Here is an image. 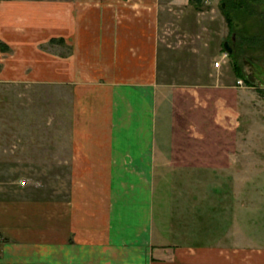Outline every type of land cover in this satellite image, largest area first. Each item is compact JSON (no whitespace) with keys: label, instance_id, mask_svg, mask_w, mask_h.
Instances as JSON below:
<instances>
[{"label":"crops","instance_id":"1","mask_svg":"<svg viewBox=\"0 0 264 264\" xmlns=\"http://www.w3.org/2000/svg\"><path fill=\"white\" fill-rule=\"evenodd\" d=\"M159 3L9 1L8 29L22 35L8 43L22 53L24 76L69 88L72 99L70 124L55 140L54 164L66 167L55 171L52 202L7 209L0 264H264V248L177 242L173 226L161 220L167 214L158 199L161 170L173 153L175 126L186 119L180 93L186 90L188 99L190 91L161 68ZM211 18V29L225 36V16ZM52 39L50 46L65 43L69 50L41 47ZM182 147L185 163H205V149L219 145Z\"/></svg>","mask_w":264,"mask_h":264},{"label":"rangeland","instance_id":"2","mask_svg":"<svg viewBox=\"0 0 264 264\" xmlns=\"http://www.w3.org/2000/svg\"><path fill=\"white\" fill-rule=\"evenodd\" d=\"M9 1L0 0L3 238L5 212L13 204L52 202L55 171L66 167L54 164L55 140L58 129L70 124L72 99L69 88L31 82L24 76L22 53L18 55L20 52H14L8 43V38L22 35L8 29ZM233 3L160 0L161 68H165L167 80L176 81L182 91L189 87L190 93L188 99L184 98L186 90L180 93L179 109L187 120L182 117L183 123L172 133L175 146L170 162L161 170L164 178L159 181L158 199L167 212H162L161 220L173 226L175 241L260 250L264 248V0L250 4L248 10L234 9ZM226 10L231 21L230 25L224 22L229 30L221 37L211 29L214 21L210 17L213 12L225 16ZM203 13L208 18H203ZM225 41H229L232 53ZM51 42L41 47L63 52L70 48L65 43L50 46ZM220 59L228 63L210 76V68ZM238 63L241 68L237 72ZM238 79L243 80L242 85ZM197 88L203 90L197 94ZM190 142H215L219 147L205 149V163L192 159L185 163L188 157L181 154L182 143Z\"/></svg>","mask_w":264,"mask_h":264},{"label":"trees","instance_id":"3","mask_svg":"<svg viewBox=\"0 0 264 264\" xmlns=\"http://www.w3.org/2000/svg\"><path fill=\"white\" fill-rule=\"evenodd\" d=\"M224 1H226V3H227V0H224ZM257 0H233V4H234V9H243V10H248L249 9V6H250V4H252V3H255ZM252 9H254L255 10V8H253L252 7ZM254 10H253V12H254ZM225 16H226V19H227V22L230 24V21H231V18H230V14H229V11H225ZM54 39H52V41H53ZM237 62V61H236ZM240 68H241V65L238 63V66L236 65V67H235V69H236V71L238 70H240ZM237 71V72H238Z\"/></svg>","mask_w":264,"mask_h":264},{"label":"built area","instance_id":"4","mask_svg":"<svg viewBox=\"0 0 264 264\" xmlns=\"http://www.w3.org/2000/svg\"><path fill=\"white\" fill-rule=\"evenodd\" d=\"M225 56H227V53L225 54ZM220 63H221V61L218 60V61L215 62V65H216V66H219ZM238 84H239V85H242V84H243V80H242V79H238Z\"/></svg>","mask_w":264,"mask_h":264},{"label":"water","instance_id":"5","mask_svg":"<svg viewBox=\"0 0 264 264\" xmlns=\"http://www.w3.org/2000/svg\"><path fill=\"white\" fill-rule=\"evenodd\" d=\"M225 46H226V48H227L228 50H230V51L232 50V48H231V46L229 45L228 41L225 42Z\"/></svg>","mask_w":264,"mask_h":264}]
</instances>
